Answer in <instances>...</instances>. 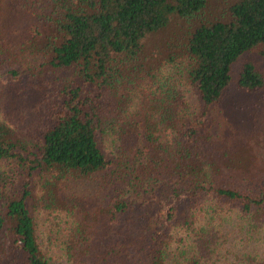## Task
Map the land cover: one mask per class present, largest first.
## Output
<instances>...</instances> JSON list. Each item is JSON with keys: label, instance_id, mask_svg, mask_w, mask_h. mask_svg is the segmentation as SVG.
<instances>
[{"label": "trees", "instance_id": "16d2710c", "mask_svg": "<svg viewBox=\"0 0 264 264\" xmlns=\"http://www.w3.org/2000/svg\"><path fill=\"white\" fill-rule=\"evenodd\" d=\"M208 9L0 0V264H264L263 148L223 126L264 0Z\"/></svg>", "mask_w": 264, "mask_h": 264}, {"label": "rangeland", "instance_id": "374dc122", "mask_svg": "<svg viewBox=\"0 0 264 264\" xmlns=\"http://www.w3.org/2000/svg\"><path fill=\"white\" fill-rule=\"evenodd\" d=\"M233 0H209V9L205 14L206 19L217 18L225 11H227L228 6L232 3ZM30 24L26 22L24 24H20L19 28L23 25L24 27H28ZM164 38H167V32H163L161 34L156 35L151 40H149V44L147 48L150 51L155 50V46H161L164 42ZM251 62L255 66H257L264 74V56H262L259 52L253 51L246 54L242 60L236 64L235 73H239L243 63ZM229 98L231 102L228 106L225 107V113L229 116V120H227L225 116V123L223 126L229 127V130H233L232 133L239 137L238 132L246 131L244 129L245 126H255V132L250 133V136L258 135L259 143L254 146L256 150L259 148H263V152L261 153L260 159H264V93L258 94H240L237 90V87L233 88L230 92Z\"/></svg>", "mask_w": 264, "mask_h": 264}]
</instances>
